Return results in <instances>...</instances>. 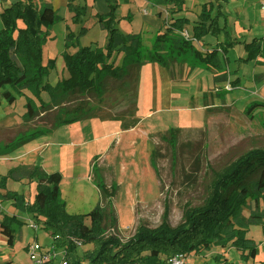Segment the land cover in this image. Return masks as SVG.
Here are the masks:
<instances>
[{"label": "rangeland", "instance_id": "1", "mask_svg": "<svg viewBox=\"0 0 264 264\" xmlns=\"http://www.w3.org/2000/svg\"><path fill=\"white\" fill-rule=\"evenodd\" d=\"M14 1L0 0V9ZM32 1L39 7L42 5V0ZM48 2L59 19L43 46L44 63L54 62L45 81L56 85L68 76L63 58L66 29L78 33L85 26L80 46H102L106 32L101 29L96 12L106 13L110 8L104 0H75L73 4L85 6L86 13L82 21L74 22L75 10L69 0ZM210 2L219 30L205 37V41H191L193 51L175 54L176 58L170 59L167 65L149 61L154 53L156 34L152 39L147 32L137 33L143 42L139 81L131 77L112 81L101 97L86 94L66 103L64 108L79 105L90 109V119L50 129L57 115L65 117L63 111L58 112L56 108L31 121H23L24 104L31 93L25 90V95L18 96L12 105L0 98V147H6L18 137L48 129L0 156V181L20 163L38 165L47 173L58 171L62 174L61 198L67 212L86 214L101 200L93 172L95 164L110 194V197L103 196L102 206L116 220L115 227H110L108 221L109 233L127 241L140 225L155 228L166 219L172 227L178 226L187 207L204 202L217 175L246 153L264 150V56L247 60L244 48L254 36H264L261 0H185L183 11L176 14L189 19L186 30L192 38L201 5ZM142 3L143 0H138V5ZM131 5L120 13L127 15L132 9L134 19L138 20L145 15L143 10L153 11L154 15L155 7H160L154 0L153 5L151 0L144 6ZM176 14L163 10L158 15L163 29L166 21L177 17ZM125 19L124 22H129ZM19 25L24 24L19 21ZM1 27L0 20V30ZM226 41L233 43L225 45ZM214 49L220 66L212 65L202 56ZM163 51L160 53L167 56L168 49ZM122 58L120 54L117 65H121ZM220 67L223 70H219ZM42 97L49 100L46 92ZM10 190L24 195L26 203L31 204L36 186L8 179L5 191ZM9 201L0 197L1 211L15 212L26 222L13 248L3 244L1 238L4 237L0 234V264H30L28 247L33 245L43 250L52 249L49 252L53 253V259L45 264H63V250L53 246V237L36 222L39 228L33 229L29 222L33 216ZM249 203V208L244 210L246 217L255 208L254 202ZM260 206L264 208V202ZM248 238L258 246L257 257L248 262L231 246L213 247L207 256L206 252L186 255L185 262L206 264L202 259L209 258L208 264H217L214 258L220 253L223 260L233 264H262L263 227L251 226ZM89 248L92 245L82 246L81 251Z\"/></svg>", "mask_w": 264, "mask_h": 264}, {"label": "trees", "instance_id": "2", "mask_svg": "<svg viewBox=\"0 0 264 264\" xmlns=\"http://www.w3.org/2000/svg\"><path fill=\"white\" fill-rule=\"evenodd\" d=\"M74 1L69 0V5L75 10L74 22H80L86 7L74 5ZM108 4V12L97 14L101 29L106 32L104 46H80L79 39L86 31L85 26L78 33L69 31L63 53L64 71L68 76L56 85L45 81L54 68V62L45 64L43 59V46L51 37L53 24L59 19L53 5L42 2L39 7L32 0H16L0 9V98L12 105L18 96L25 95L24 91L28 90L32 96L26 97L23 121H31L56 108L58 112L63 111L65 117L57 115L50 129L90 119V109L79 105L64 108L66 103L86 94L101 97L112 81H123L128 77L139 79L142 38L137 33H123L118 26L121 19L116 14V6L111 1ZM154 4L174 15L183 11L185 0H154ZM212 6V2L202 4L194 22L193 37L198 41H205V37L215 35L219 30L216 18L211 14ZM19 21L24 24L22 27ZM188 23L187 17H173L171 21H166L164 29L157 34L154 53L149 61L167 65L170 59L176 58L175 54L185 55L193 51V43L180 34ZM232 43L226 41L225 45ZM72 48V52L68 51ZM165 48L168 49L167 56L160 53ZM244 48L248 53L247 60L262 57L264 38L256 37L246 42ZM221 49L227 50L226 47ZM214 51L217 50L202 56L212 65L220 66ZM121 53L123 60L121 65H117L115 56ZM197 54L200 55V52L197 51ZM218 69L223 70L221 67ZM44 92L48 94V101L42 97ZM45 131L18 137L6 147H0V156ZM93 172L101 200L86 214L67 212L66 203L61 198L62 174L58 171L47 173L38 165H19L9 170L0 181V188L6 190L8 179H36V194L31 204L26 203L24 195L16 191H6L0 197L11 200L15 207L33 216L34 222L53 237V246L63 250L66 264H170L169 260L177 255H199L211 251L213 247L229 246L237 249L245 262L257 257L258 246L248 238V233L253 225H261L264 233V208L260 206L264 202V150L246 153L217 175L204 202L187 207L178 226L172 227L166 219L155 228L140 225L127 241L108 232V221L110 227H115L116 220L102 206V198L110 197V194L95 164ZM249 202H254L255 208L246 217L244 210L249 208ZM23 225L24 222L15 214L1 215L0 231L6 237L9 248L15 246ZM88 245L92 248L81 251L82 246ZM214 260L217 264H233L219 255Z\"/></svg>", "mask_w": 264, "mask_h": 264}, {"label": "crops", "instance_id": "3", "mask_svg": "<svg viewBox=\"0 0 264 264\" xmlns=\"http://www.w3.org/2000/svg\"><path fill=\"white\" fill-rule=\"evenodd\" d=\"M108 2V1H111L115 6H116V14H120V16L118 15V17L121 19L120 20V22H119V24H118V26H119V29L123 32V33H125V34H129V33H140V34H142L143 32H147L150 36H151V38L153 39V36L156 34V36H155V38L157 37V34H158V32L163 28V25H162V21H161V19H160V16H158V14L160 13V12H162L163 10L166 12V13H168V14H170V12L169 11H167V9H165L164 7H162V6H160V7H155V13H154V15H153V11H150V12H148V11H145V10H143L142 12H144L145 13V15H143L142 17H140L139 18V20L138 19H134V15L132 14V9H129V13L126 15V14H123L122 12L120 13V11H122L123 10V8H126L125 6H130L131 4V6H144V4L147 2H149L150 0H143V3L141 4V5H138V0H104V2ZM152 1V5H153V0H151ZM264 0H261V3L263 2ZM42 2H47V3H49L48 2V0H42ZM137 2V3H136ZM163 9V10H162ZM99 12H96V14H98ZM100 14H104V13H100ZM173 15V14H172ZM175 16V15H174ZM176 16L177 17H184V16H182V15H178V14H176ZM125 18H128V20H129V22H124L125 20H127V19H125ZM169 21V20H168ZM95 26H97V25H95ZM120 27H122V28H120ZM69 33V30H67L66 29V31H65V37H66V35ZM261 37H263L264 38V36H261ZM254 38H256L255 36L252 38V39H254ZM251 39V40H252ZM105 42H106V34H105V38H104V44H105ZM153 42V41H152ZM249 42V41H248ZM103 44V45H104ZM102 45V46H103ZM86 46H89V45H86ZM90 46H92V47H96V46H99L98 44H93V45H90ZM163 51V50H162ZM161 51V52H162ZM164 52V51H163ZM122 54V53H121ZM163 55H165V54H163ZM120 56V54L119 55H117L116 56V61L118 60V57ZM122 60H123V58H122ZM140 74H141V71H140ZM139 77H140V75H139ZM134 80H136V79H134ZM137 81H139V79L137 80ZM17 101V100H16ZM2 102V99L0 100V103ZM16 103V102H15ZM14 103V104H15ZM19 121H21V120H19ZM20 124H21V122H19ZM2 156V155H1ZM19 165H31V164H25V163H20V164H16V165H14L12 168H15V167H17V166H19ZM31 166H33V165H31ZM14 181V180H13ZM17 181H19V182H21V183H23V184H25V183H32L33 185L35 184V186H36V179H28V178H24V179H22V180H17ZM8 189V188H7ZM6 191L5 190H3V189H0V194H2V193H5ZM35 194H36V192H35ZM35 194H34V196H35ZM9 202H11L12 204H13V202L10 200ZM10 213H12V211H9ZM6 214V212H4V211H1V209H0V219H1V215L2 214ZM10 213H8V215L10 214ZM14 214H17V213H15V212H13L12 213V215H14ZM18 215V214H17ZM18 218L20 219V220H24V219H21L20 217H19V215H18ZM24 223L26 222V221H23ZM30 223L31 222H34V219H31L30 221H29ZM41 226V225H40ZM0 234H1V231H0ZM2 235V234H1ZM3 236V235H2ZM4 238H1V240H2V242H3V244L4 245H7V239H6V237L5 236H3ZM8 246V245H7ZM217 255H219V256H223V254L221 255L220 253H217ZM204 256V255H203ZM205 256H207V252L205 253ZM205 260V262H206V264H208V261L210 260L209 258L208 259H202V261H204ZM8 261H11V263H12V260H8ZM8 261H6V262H8ZM196 262V261H195Z\"/></svg>", "mask_w": 264, "mask_h": 264}, {"label": "built area", "instance_id": "4", "mask_svg": "<svg viewBox=\"0 0 264 264\" xmlns=\"http://www.w3.org/2000/svg\"><path fill=\"white\" fill-rule=\"evenodd\" d=\"M262 10L264 12V1L262 2ZM181 36H183L185 39L194 41L195 38H192L188 30H183L180 32ZM31 227L33 229H38L39 226L35 222L30 223ZM52 250V249H51ZM51 250H43L41 246L39 245H33L31 247H28L29 255H30V264H45L47 261L53 259V253L49 252ZM185 255H177L172 257L169 262L170 264H186L185 262ZM63 264H66L65 261H63Z\"/></svg>", "mask_w": 264, "mask_h": 264}]
</instances>
